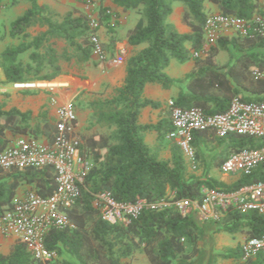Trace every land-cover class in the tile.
I'll list each match as a JSON object with an SVG mask.
<instances>
[{"label": "trees", "instance_id": "16d2710c", "mask_svg": "<svg viewBox=\"0 0 264 264\" xmlns=\"http://www.w3.org/2000/svg\"><path fill=\"white\" fill-rule=\"evenodd\" d=\"M16 1V0H13ZM31 7L17 17L9 31L10 37L27 38L29 29L40 17L45 30L32 37L29 42L7 47L2 52V66L6 81L30 79H51L65 73L62 65L51 56L40 57L39 49L54 38H64L82 53L81 60L92 56L89 37V19L83 15L68 14L62 21H56L44 12L49 10L39 0H27ZM124 10H137L140 14L135 26L128 31L130 45H145L127 61V75L124 84L108 98H95L87 106L93 110L94 125L100 130L83 136L84 150L92 167L85 179L87 189L67 210L73 227L52 228L46 235L45 245L56 254L66 251L74 260H63L60 264H122L121 258L133 256L140 250L149 264H197L198 242L205 229L196 221L194 214L183 215L175 208L162 210L146 209L138 219L128 224H112L103 220L93 204V194L110 190L120 201H159L170 195L174 198L199 200L202 186H219L227 189L264 179V165L250 175H242L235 182L226 184L213 177H199L188 172V160L176 144L172 147L171 159H161L152 152L145 141L148 131L159 130L161 123L141 124L142 110L147 106L157 107L159 102L143 96L148 83H157L169 89L179 87L174 99L182 107H201L207 113L225 111L233 98L246 101H264V79L254 76V70L264 68V39L256 35H224L217 45L205 48L204 26L210 9L206 3L215 4L218 11L242 19L251 18L260 10V0H111ZM83 2V1H82ZM175 2L184 4L183 22L191 28L190 33H181L168 21ZM86 3V1H84ZM103 12L100 22L107 21ZM85 26H82L84 25ZM86 29L87 39L75 40L78 29ZM79 33V32H78ZM84 43V44H83ZM232 49L239 56L231 55L227 64H220L217 56L221 50ZM30 49V61L23 63L18 57ZM54 50L53 47H49ZM198 51L200 56L194 57ZM176 59L185 62L193 59L195 66L184 78H172L166 68ZM52 66L53 72H44ZM31 93V92H29ZM34 93V92H32ZM76 98H79L78 96ZM76 105V104H75ZM77 109V108H76ZM170 113V111H169ZM170 115V114H169ZM32 114L17 108L5 109L0 104V151L10 143L6 131L15 137L39 138L31 126ZM91 122V123H92ZM167 132L172 127L171 117L166 121ZM213 135L218 144H225L224 158L216 160L220 167L233 151L246 147H258L263 140L253 136L231 133L218 136L209 130L193 132L192 144L196 149V160L203 153L205 144L199 142L202 135ZM190 164V163H189ZM27 183L29 190L47 196L57 188L56 171L52 166L37 168H0V209L11 208L20 185ZM211 230L230 233L242 232L247 237L264 235V216L256 212H226ZM214 223H217V228ZM207 229V230H209ZM238 264H264L259 254L241 262L244 257L241 244L222 253ZM57 257V256H56ZM0 264H58L37 260L22 242H15L7 253H0Z\"/></svg>", "mask_w": 264, "mask_h": 264}, {"label": "built area", "instance_id": "2783aa9c", "mask_svg": "<svg viewBox=\"0 0 264 264\" xmlns=\"http://www.w3.org/2000/svg\"><path fill=\"white\" fill-rule=\"evenodd\" d=\"M89 3L91 0H81ZM90 43L92 56L103 64L119 65L122 58L110 53L102 41L99 30L100 18L90 17ZM232 34L256 35L264 39V0L260 10L251 18L242 19L212 12L204 26L205 43L217 41L221 36ZM198 51L194 57L200 56ZM254 76L264 79V68L254 70ZM12 88L21 93L44 92L50 95L52 104L57 105L56 129L51 140L42 142L31 136H19L0 151V168H37L52 166L56 171L57 190L43 196L29 190L15 200L12 207L0 209V239L15 237L25 244L32 255L42 262L54 259L57 254L45 245L47 233L52 228L73 227L67 210L87 189L85 179L92 162L84 150V141L79 129L78 113L71 95L59 102L61 91L71 87V81L58 75L51 79H30L11 83ZM172 122L167 137L173 140L183 152L193 170L197 167L196 152L192 145L194 131L209 130L218 136L231 133L253 136L264 141V101H246L233 98L223 112L207 113L201 107H182L174 99L166 102ZM264 165V143L258 147H246L231 152L222 162L219 170L228 174L250 175ZM235 180V181H236ZM199 200L176 199L170 195L159 201L148 202L144 198L136 201H120L110 190L93 194V204L103 220L112 224H128L138 219L146 209L162 210L175 208L183 215L194 214L201 222H217L222 216L233 211L237 213L256 212L264 216V179L244 184L237 188L202 186ZM246 259L262 254L264 256V235L245 237L241 243Z\"/></svg>", "mask_w": 264, "mask_h": 264}, {"label": "crops", "instance_id": "0c3cea01", "mask_svg": "<svg viewBox=\"0 0 264 264\" xmlns=\"http://www.w3.org/2000/svg\"><path fill=\"white\" fill-rule=\"evenodd\" d=\"M70 3L80 7L81 14L74 13L75 15H83L86 17H98L101 18L103 12L108 15L107 21H102L99 33L102 41L104 42L105 48L112 54L119 55L122 58V63L119 65H107L98 62L95 57L86 61L85 78L74 76L72 74L63 73L61 75L67 77L71 81V87L67 90H63L59 93V102H63L68 99L71 95L78 96L80 99L84 98L86 101L95 98H108L116 93V89L121 87L126 79L127 75V61L128 58L142 49L145 45L133 46L128 42V31L132 29L140 18V14L137 10H124L121 7L116 6L111 0H91L89 3L81 2L79 0H68ZM262 1V0H260ZM40 4H47V0H39ZM210 13L219 12L218 7L212 3H206ZM49 6V5H48ZM173 13L169 16L168 21L171 22L176 29L181 33H190L191 28L183 22L182 15L184 11L183 6L178 8L173 7ZM133 11L138 14V19L134 18L131 20ZM209 13V14H210ZM234 35L229 33L228 36ZM11 39L8 34L4 41L0 40V52L2 53L8 47V41ZM3 43V44H2ZM212 45H217V41L210 44L205 43V48H209ZM242 52L238 53L232 49L231 45L228 46L227 50H221L218 53L217 59L220 64H227L230 61L231 55L239 56ZM219 55L221 57L219 58ZM172 62V61H171ZM180 66L175 69L172 74L169 72V66L166 68V72L172 78H184L190 73L194 66V60H188L180 62ZM92 63H95L93 65ZM179 87L173 86L169 89L164 88L162 85L157 83H148L144 89L143 96L148 99H152L159 102V106L152 107L147 106L142 110L139 118L141 124H158L161 123L159 130L148 131L145 134V141L152 150L156 152L161 159H171L172 147L175 144L173 140L167 137L166 121L169 118V110L166 107V102L169 99H175L179 94ZM0 104L4 105L5 109L17 108L23 112L30 111L32 114L31 126L36 129L39 135V140L47 142L51 140L56 129L57 121V105L52 104L50 101V95L44 92L34 93H21L15 91L11 83L6 81L5 73L0 65ZM87 111V117L85 119ZM79 129L82 133H90L95 130H100L99 126L94 125L91 119L93 110L89 107L77 108ZM92 122V123H91ZM6 138L10 142L16 137L13 136L10 130L6 131ZM193 140V137H192ZM201 145H210V148H214L216 142L213 135H202L199 141ZM193 145V144H192ZM220 148L218 151L225 147V144L217 145ZM195 170L192 169L188 162V172L195 174L199 177H206L208 173L209 164L206 167H201V163L197 162ZM199 164V165H198ZM219 168V167H218ZM30 185L24 183L17 189L15 200L23 197L26 192L29 191ZM198 219L196 218V221ZM199 225L205 229L211 228L210 223L198 222ZM4 247L9 246L17 242L15 237H8L0 239Z\"/></svg>", "mask_w": 264, "mask_h": 264}, {"label": "rangeland", "instance_id": "374dc122", "mask_svg": "<svg viewBox=\"0 0 264 264\" xmlns=\"http://www.w3.org/2000/svg\"><path fill=\"white\" fill-rule=\"evenodd\" d=\"M81 1V0H79ZM82 2V1H81ZM47 5L49 7V10H46L44 12L45 15H49L51 18H53L56 21H62L68 14H74L78 13L81 14L80 7H77V5H74L70 3L68 0H47ZM85 4V3H84ZM178 6H183L182 2H175L173 7L178 8ZM31 7V3L27 0H0V40L4 41L5 37L8 36L11 23L19 16L23 15L26 10H28ZM75 15V14H74ZM73 15V16H74ZM138 14L133 11L131 20H134V18L138 19ZM89 17H87L88 21ZM85 26V23L84 25ZM43 30H45V27L42 24L41 18L38 17L35 20V24L28 30L29 36L27 38H22V36L14 37L8 41V47L14 46L19 44L21 41L29 42L33 36L41 33ZM79 32V33H78ZM78 32H76L75 40L77 42H83L85 39H87L86 29H78ZM3 44V43H2ZM84 44V43H83ZM49 47H53V51L49 49ZM33 49H30L24 54H21L18 59L21 60L23 63H26L30 61V52ZM40 57L48 58V56H51L52 58H56V60L62 65L63 70L67 74H72L74 76L85 78L86 75H83L85 73L86 68V61L81 60L82 53L76 46H71L66 39L64 38H54L47 42L42 48L39 49ZM2 53L0 52V63L2 62ZM221 55H219V58ZM95 65V63H92ZM180 66V63L178 60L173 59L171 62V65L169 66V72L174 73L175 69ZM54 67L47 66L44 72L51 73L53 72ZM87 99V98H86ZM86 99L82 98H76L74 99V103L76 104V108H85L88 107L87 104L90 100L86 101ZM87 117V111H85ZM87 120V119H86ZM86 133H82V137L85 136ZM84 138V137H83ZM216 144L218 145L217 140L215 139ZM214 146V148H210V145H207L204 147L203 153L199 156L197 159V162L201 163V167H206L207 163L209 164L208 167V173L206 177H213L218 179L221 182H224L226 184H231L235 182L237 175L228 174L226 176H223L218 168L216 166L215 158L216 160H220L221 158H224L226 153H224L223 149L218 151L220 148L219 146ZM226 144V143H223ZM194 147V146H193ZM194 150L196 152V149L194 147ZM199 165V164H198ZM200 222V220H197ZM215 226L218 228L219 225L217 223H214ZM246 237L245 233L242 232H236V233H230L225 231H219L216 230H207L204 229L201 235V238L198 242L199 252L195 256V262L197 264H238L233 259L225 258L222 256V253L227 252L231 249H235L238 245H240L244 238ZM9 251V246L6 245L4 247L3 243L0 242V253H7ZM63 260L72 261V262H78L74 260V258L67 254L66 251H62L61 254L57 255L54 259L48 262H57L58 264L62 263ZM247 259L243 258L241 262H245ZM122 264H149L146 256L140 251H135L133 256H127L121 258ZM79 264V263H78Z\"/></svg>", "mask_w": 264, "mask_h": 264}]
</instances>
